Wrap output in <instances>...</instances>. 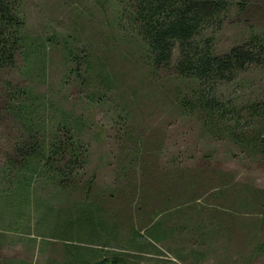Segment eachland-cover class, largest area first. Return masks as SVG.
Listing matches in <instances>:
<instances>
[{
	"label": "rangeland",
	"instance_id": "obj_1",
	"mask_svg": "<svg viewBox=\"0 0 264 264\" xmlns=\"http://www.w3.org/2000/svg\"><path fill=\"white\" fill-rule=\"evenodd\" d=\"M232 1L249 4L241 12L233 3L217 33L220 51L240 41L253 25L264 28V0ZM117 9L118 0H23L26 32L39 43L68 34L82 43L104 37L128 41L124 34L129 32L115 23ZM118 46L110 50L116 59L123 52ZM124 47L132 51L127 42ZM46 49L45 73L39 77L36 72L33 80L47 93L53 116L71 109L90 122L83 132L90 160L79 169L82 183L76 189L53 190L37 180L19 194L25 197L23 215L11 218L13 213L0 202V264H81L100 243L112 251L127 248V257L139 264L168 259L180 264H264V159L236 154V147L216 139L211 143L218 152L208 156L210 144L197 121L170 103L164 73L154 83L128 60L112 64L125 85L112 87L114 100L96 104L90 115L88 99L65 72L61 51L51 45ZM21 65L0 72V102L9 82H26L19 75ZM227 88L253 98L264 95V68L244 70ZM123 101L129 102L124 110L128 119ZM17 130L5 114L0 120V166ZM92 176L87 192L84 184ZM10 194L0 191L1 200ZM93 197L96 207L79 201ZM136 231L141 236L134 245ZM159 231L167 233L163 241Z\"/></svg>",
	"mask_w": 264,
	"mask_h": 264
},
{
	"label": "trees",
	"instance_id": "obj_2",
	"mask_svg": "<svg viewBox=\"0 0 264 264\" xmlns=\"http://www.w3.org/2000/svg\"><path fill=\"white\" fill-rule=\"evenodd\" d=\"M233 3L242 12L249 1L118 0L115 23L129 32L124 34L128 41L124 37H104L82 43L68 34L49 36L39 43L26 32L23 0H0V72L19 67L21 61L18 71L26 81L9 82L4 102H0V120L6 114L18 125L13 148L6 152L0 166V191L12 192L5 200L0 197V202L8 214L13 213L11 218L24 214L25 197L19 194L29 191L37 180L51 185L53 190L78 188L82 183L79 169L90 160V147L83 137L88 122L83 113L70 109L53 116L47 93L33 80L36 72L41 74L39 77L45 73L48 63L42 57L47 54L48 45L61 51L65 72L76 80L81 97L88 99L85 108L90 115L96 104L104 106L114 100L110 95L112 87L125 85L120 84L121 71L112 64L128 60L131 66L145 70L154 83L164 73L170 85V103L177 112L197 121L202 137L210 144L208 156L218 152V147L211 143L216 139L230 148L236 147V154L264 159V95L253 98L239 88H227L244 70L264 68V28L253 25L240 41L220 51L217 33ZM126 42L132 51L124 47ZM117 44L118 49H123L118 59L110 51ZM124 102L120 106L128 119L124 110L129 102ZM122 117L124 120L125 115ZM203 174L204 171L198 176L203 178ZM92 179L93 176L84 182L87 192L92 190ZM79 201L88 207L98 206L95 197ZM153 225L154 222L146 230ZM161 232L157 233L158 239L163 241L167 233ZM134 234L132 242L136 245V237L141 233ZM108 246L100 243L90 248L93 256L82 263L139 264L130 261L127 248L112 251ZM157 264L180 263L168 259Z\"/></svg>",
	"mask_w": 264,
	"mask_h": 264
}]
</instances>
